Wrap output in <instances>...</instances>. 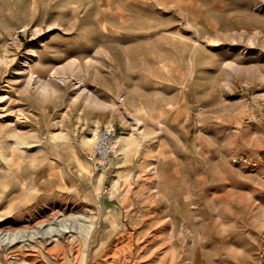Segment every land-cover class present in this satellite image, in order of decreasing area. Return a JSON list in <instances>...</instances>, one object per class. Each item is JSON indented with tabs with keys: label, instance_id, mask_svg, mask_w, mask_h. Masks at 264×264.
<instances>
[{
	"label": "rangeland",
	"instance_id": "obj_1",
	"mask_svg": "<svg viewBox=\"0 0 264 264\" xmlns=\"http://www.w3.org/2000/svg\"><path fill=\"white\" fill-rule=\"evenodd\" d=\"M250 97L264 0H0V264H264Z\"/></svg>",
	"mask_w": 264,
	"mask_h": 264
},
{
	"label": "built area",
	"instance_id": "obj_2",
	"mask_svg": "<svg viewBox=\"0 0 264 264\" xmlns=\"http://www.w3.org/2000/svg\"><path fill=\"white\" fill-rule=\"evenodd\" d=\"M250 104L258 109L264 118V99L255 101L250 97ZM120 152V130L115 124H108L96 128L91 149L87 154V159L93 163L97 170L102 173H109L114 167V159ZM235 162H246L245 157H235Z\"/></svg>",
	"mask_w": 264,
	"mask_h": 264
},
{
	"label": "bare ground",
	"instance_id": "obj_3",
	"mask_svg": "<svg viewBox=\"0 0 264 264\" xmlns=\"http://www.w3.org/2000/svg\"><path fill=\"white\" fill-rule=\"evenodd\" d=\"M34 60V59H33ZM33 60H30L29 62H28V64H31L32 62H33ZM90 140H92L91 138H86V141H90ZM122 140H123V136H122ZM2 223H4L3 222V220L0 218V224H2ZM68 232H70V230L69 231H63L62 233H68ZM23 234L24 232H19V233H14V234H12V233H5L4 234V232H0V239L1 238H4V240H8L9 241V243L10 242H14V241H16L18 238H20V237H24V236H22V235H19V234ZM45 233H47V232H45ZM12 235H13V237H12ZM24 235V234H23ZM27 235V234H26ZM32 238V237H31ZM44 238H49V236H44ZM50 239V238H49ZM50 241V240H49ZM17 242V241H16Z\"/></svg>",
	"mask_w": 264,
	"mask_h": 264
}]
</instances>
